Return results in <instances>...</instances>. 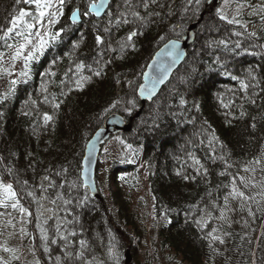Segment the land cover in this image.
<instances>
[{
	"label": "trees",
	"instance_id": "1",
	"mask_svg": "<svg viewBox=\"0 0 264 264\" xmlns=\"http://www.w3.org/2000/svg\"><path fill=\"white\" fill-rule=\"evenodd\" d=\"M208 1L111 0L96 17L83 15L93 0H66L44 33L63 32L29 69L11 58L22 38L0 40V77L10 84L0 97L18 74L0 103V181L13 185L27 210L15 217L28 221L30 233L20 236L25 258L8 264H122L128 247L135 262L149 235L136 264H264V0ZM77 8L81 23L71 21ZM222 8L241 23L221 20ZM21 10L34 22V5L0 0V35ZM199 19L185 62L143 104L138 88L150 59ZM25 30L21 23L17 31ZM131 32L134 46L121 50ZM113 112L133 118V128L116 137L123 156L106 154L97 177L102 198H95L83 184L82 161ZM44 195L58 214L39 229L34 219Z\"/></svg>",
	"mask_w": 264,
	"mask_h": 264
},
{
	"label": "water",
	"instance_id": "2",
	"mask_svg": "<svg viewBox=\"0 0 264 264\" xmlns=\"http://www.w3.org/2000/svg\"><path fill=\"white\" fill-rule=\"evenodd\" d=\"M221 2L222 0L208 1L210 5H219ZM110 4L111 0H105L100 15L97 16L94 12L91 13L96 17H102L107 12ZM203 17L204 14H202V18ZM82 21L83 17L81 13L76 23H81ZM200 23V19L194 21L190 24L182 38L169 39L154 53L144 71L143 81L138 88V95L143 104L153 101L164 86L171 80L174 73L185 62L189 49L196 40L197 28ZM141 112L142 108L138 110L137 116H139ZM132 121L133 118L127 120L124 115L113 112L105 118L103 124L95 130L87 142L82 161L81 178L84 186L89 189L90 194L95 198H102L97 182L101 152L105 144L113 136L131 131L133 128ZM133 262V253L131 248L128 247L126 250L125 264H132Z\"/></svg>",
	"mask_w": 264,
	"mask_h": 264
},
{
	"label": "snow or ice",
	"instance_id": "3",
	"mask_svg": "<svg viewBox=\"0 0 264 264\" xmlns=\"http://www.w3.org/2000/svg\"><path fill=\"white\" fill-rule=\"evenodd\" d=\"M26 3H30L34 5V10L36 15L34 16V22H29L26 18L33 16V13L28 11V10H21L19 15L16 16L12 21H11V26L8 27L3 35H0V40H4L5 43L7 44V40L9 38H12L13 33H15L16 36H19L22 38L23 42L20 43L18 46L15 47L14 55L11 57L13 60L15 59H20L23 58L25 62V68L29 69L30 62L36 58V53L37 52H42L44 48L47 46L48 43H50L52 40H55L59 37L60 33L63 32V29L61 28L59 31L56 33H40L39 31L35 32V36L38 40V43L33 45V31L34 29L43 28L45 21L49 26H52L56 23L59 22V17L63 15V6L66 3V0H25ZM104 2L105 0H93V2L89 5L90 11H85L83 13L84 16L90 15V12H94L95 15H100L101 9L104 7ZM199 2V0H197ZM225 5L229 3V0H224ZM143 7L146 9L148 7V4L145 3ZM239 8L240 6H237V15H239ZM55 9V11H53ZM261 11L264 12V5L261 7ZM220 19L223 21H227L230 24H240L241 21L237 19L235 16H233L231 19L229 18L228 15L224 13L223 8L218 10ZM81 13L80 10L77 8L74 10L71 14V19L73 23H76L80 17ZM133 16L139 18L140 20H143L144 18L140 16L139 12H133ZM262 19H264V16H262ZM125 23H129V21L125 20ZM23 23L26 25V30L25 31H17L19 25ZM105 32H108L109 29L105 28ZM137 33L136 32H131L128 34V36L125 38V41L121 44V50L125 47H132L134 45L129 44L128 42L133 39V36H135ZM251 35L255 36V33H252ZM96 43L98 45H103L105 43V39L102 35H97L95 37ZM220 43H225L224 41H221ZM9 48H12L13 45H7ZM29 46H32L34 50L28 51L27 55H25V51L29 49ZM4 54L0 53V60H3ZM77 67H82V65H77ZM23 76H27L28 72L25 71L21 73ZM96 75H100L99 72L96 73ZM18 81L13 80L11 81V84L13 85V89H10L9 93H5L2 97H0V103H3L4 100L8 99V95L11 93V91L14 90V86ZM244 88H247V84L242 85ZM77 87H82V82H77ZM183 103V101H181ZM56 107H59V105H55ZM46 120H51V116L46 115ZM252 127H255L253 124ZM255 163H260L259 160H256ZM247 171V169H246ZM187 178V177H185ZM0 189H2L5 193L6 196L2 199H0V205H3L4 207H8L9 205L6 203V200L8 198H15L16 193L13 189V185L10 183H4L3 181H0ZM234 193L238 196H244V193L237 192L235 189L233 190ZM12 208H17L20 207L18 200L13 202L10 205ZM20 210L22 212H27L26 209H23L20 207ZM219 239V237H217ZM80 244L83 245L84 241H80ZM5 251H12L11 249H5ZM80 255L82 256L83 253L81 252ZM13 259H19L18 256H13ZM59 259V258H57ZM0 264H8L7 261L3 260V258H0ZM37 264H39V261H37Z\"/></svg>",
	"mask_w": 264,
	"mask_h": 264
},
{
	"label": "rangeland",
	"instance_id": "4",
	"mask_svg": "<svg viewBox=\"0 0 264 264\" xmlns=\"http://www.w3.org/2000/svg\"><path fill=\"white\" fill-rule=\"evenodd\" d=\"M53 11H55V9ZM48 27H49V25L45 21L44 27L43 28L38 27L37 31H39L40 33H42V32L44 33ZM36 43H38V40H37L36 36L34 35L33 45H35ZM32 50H34L33 47L29 46L28 51H32ZM41 55H42V52H41ZM38 58H40V56ZM17 76H18L17 72L14 74H11L10 75L11 80H16ZM9 85H7L6 81H4L2 79V77H0V91L4 90L5 88H9L10 87ZM118 136H119V134L113 136L105 144V146L102 150V153L100 156V161H102V163L99 162L98 173H97L98 178H100V175H102V173L105 171L104 169L106 168V166L104 165V163L109 161V160L105 161L106 154H108V156L110 158H111L112 154H115L119 158V156H123L126 152L123 147H116V149L114 148L115 146H117L118 140L116 137H118ZM103 151H104V153H103ZM41 186H43V183L41 184ZM5 196H6V193L2 189H0V199L4 198ZM16 200H18V199L17 198H14V199L8 198L6 200V203L9 205L8 207H4L3 205H0V208H2V209H0V258H3V260L7 261L8 263L12 260L20 261V260H23L25 258V257H23V254H25L28 249L24 248V245H22V241L20 239V236H23L25 234H27V236L30 235V233L28 232V229H25L26 227L24 226L26 224L29 225L28 221L25 222L24 220H22L18 217H15L16 216L15 213L20 214V213H26V212H22L20 210L21 206L15 208V209L10 206ZM39 201H40V205H39L38 211H36V214H35L34 226H35V228L41 229L40 224L42 221L47 223L51 219L57 217L58 208L54 206V204L50 201V199L46 195L42 196V198ZM22 208L25 209L24 207H22ZM150 227H151L150 224H148L147 225L148 233H151ZM17 228H21V231L19 233H17V230H16ZM142 242L143 243L140 246L141 250L139 252V256H138V258H136V260L133 264L138 263V260L140 262H143L144 256H146L147 249L150 248V243H151L150 242V235L148 237L144 238L142 240ZM5 249H11L12 251H5ZM115 253H116V250L114 251V254ZM14 255L18 256L19 259H13ZM28 258L30 259L31 256H29ZM110 258L115 259L114 256H112ZM125 258H126V255H125ZM101 259H103V258H101ZM103 260H105V259H103ZM123 260H124V258H123ZM83 264H89V263L84 262Z\"/></svg>",
	"mask_w": 264,
	"mask_h": 264
},
{
	"label": "flooded vegetation",
	"instance_id": "5",
	"mask_svg": "<svg viewBox=\"0 0 264 264\" xmlns=\"http://www.w3.org/2000/svg\"><path fill=\"white\" fill-rule=\"evenodd\" d=\"M132 247V246H131ZM124 255H126V252H125V254ZM122 264H125V258H124V263L122 262Z\"/></svg>",
	"mask_w": 264,
	"mask_h": 264
}]
</instances>
